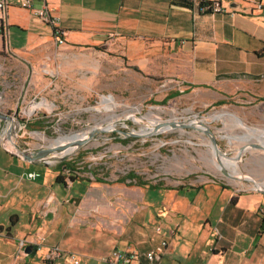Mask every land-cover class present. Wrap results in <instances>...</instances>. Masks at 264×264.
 Segmentation results:
<instances>
[{
    "label": "crops",
    "instance_id": "0c3cea01",
    "mask_svg": "<svg viewBox=\"0 0 264 264\" xmlns=\"http://www.w3.org/2000/svg\"><path fill=\"white\" fill-rule=\"evenodd\" d=\"M5 1L0 70L24 74L19 92L7 89L18 93L16 101L87 99L99 82L128 85L132 72L143 79L139 85L157 86L152 94L167 91L160 87L167 80L205 106L264 98V10L251 11L250 0H221L224 12L204 14L202 0H45L56 26L20 0ZM58 166L0 152V256L12 264H72L71 253L79 264H111L104 259L115 250L142 258L163 240L164 264H264L263 188L209 175L129 184L69 176ZM23 238L38 240L39 249L18 260ZM50 246L64 254L45 263Z\"/></svg>",
    "mask_w": 264,
    "mask_h": 264
},
{
    "label": "rangeland",
    "instance_id": "374dc122",
    "mask_svg": "<svg viewBox=\"0 0 264 264\" xmlns=\"http://www.w3.org/2000/svg\"><path fill=\"white\" fill-rule=\"evenodd\" d=\"M0 71V80L3 81L0 85L5 88L0 90L3 95L0 112L12 116L17 111L16 117L24 120L21 117L26 116L22 115V110L31 113L32 107L46 103L38 118L30 124L27 121V126L20 131L17 144L21 148H47L54 145L53 140L71 132L106 128L83 146L66 153L63 160L54 159L48 164L72 161L80 170L78 176L122 177L127 178L129 184H176L209 175L225 185L264 189V149L249 146L237 157L242 146L264 143V138L245 141L238 137L246 128L264 131V98L226 99L225 102L205 106L172 85L164 86L167 91L160 92L159 96L152 94L157 86L139 85L143 79L132 72L127 77L128 85L99 82L95 93L87 99L58 105L43 98L45 103H35L23 99L16 101L18 93L15 92L21 90L23 73L19 74L14 69ZM7 89L15 91L14 95H10ZM221 112L233 116L211 117ZM1 121L0 141L7 125ZM166 122L174 124L161 125ZM197 122L200 126H195ZM221 134L232 138L227 139ZM211 135L219 150L214 146ZM232 173L233 176L230 175ZM0 257H5L0 264H12L10 256Z\"/></svg>",
    "mask_w": 264,
    "mask_h": 264
},
{
    "label": "built area",
    "instance_id": "2783aa9c",
    "mask_svg": "<svg viewBox=\"0 0 264 264\" xmlns=\"http://www.w3.org/2000/svg\"><path fill=\"white\" fill-rule=\"evenodd\" d=\"M33 1L35 0H20V6L29 8L33 10V13L36 17L41 19L43 22H46L47 24H50L52 26H56L58 22V18L54 16L46 3L45 0H37L40 1L42 4L38 7L33 6ZM253 2L254 7L251 9L253 10H264V3L260 2L259 0H250ZM6 7V1L0 0V16L3 13L4 9ZM226 10V7L223 5L221 0H202L201 3L198 6V11L200 13H218V12H224ZM55 39L62 43L64 42L63 38L61 37V33L58 31V29L55 28ZM170 81H164L161 83V86H168ZM3 95L0 94V100H2ZM35 103L41 102V100H34ZM44 104L40 106H35L31 113H28L27 111L22 110V115H25L26 117L23 118L26 123L29 122L31 119L38 117V113L45 109L43 106ZM48 111V110H46ZM45 111V112H46ZM49 112V111H48ZM20 136V135H19ZM69 176H78L80 174V170L76 167L73 170L66 169L65 170ZM35 173H31L30 176L32 178L35 177ZM264 213V210H263ZM155 229L157 231H161L162 226L160 224L156 225ZM27 242H30V247L37 251L39 247L35 248V244L38 243V240L29 241L26 238H23L20 240L18 244V250H17V258L18 260L24 259L27 256L26 252V244ZM167 247V242L163 240L161 242V245L157 248L150 249L146 251L143 254V257L140 258V256L134 252V251H125V250H115L110 256L106 257L104 260L107 263L111 264H164L162 262V254L164 253L165 249ZM213 249H215L216 244H214ZM63 249L59 246H50L47 251L44 253L43 261L45 263H52L60 258L63 257ZM69 259L72 264H79V259L75 254L71 253L69 254ZM20 264V263H19Z\"/></svg>",
    "mask_w": 264,
    "mask_h": 264
},
{
    "label": "water",
    "instance_id": "95a60500",
    "mask_svg": "<svg viewBox=\"0 0 264 264\" xmlns=\"http://www.w3.org/2000/svg\"><path fill=\"white\" fill-rule=\"evenodd\" d=\"M17 115V111H15L13 113L12 116H9L7 114H3L2 112H0V120H3L5 122H7V125L5 127L3 136L1 138L0 141V147L6 151L7 153L21 159V160H25V161H29V162H41V163H45L48 164L50 161L56 159V161L59 160H63L64 156L66 155L63 154L61 155L62 152L66 151L70 146H74L75 148L73 150H75L78 147L83 146L84 144H86L88 141H90L94 135L97 132H103L106 131V128H92L89 133L83 137V138H79L75 141H72L70 143H66V144H62V145H57L54 147H47V148H42V149H35V150H31L29 148L25 149V148H21L18 144V137H19V133L20 131L25 128L27 126V123L19 118L16 117ZM174 122H166L161 124L162 126H168V125H173ZM160 127V126H158ZM212 141L214 146L216 147L217 150V143L215 138L211 135ZM248 146H252L255 148H260V149H264V143H251L248 145H244L242 146L238 153H237V157L241 156L242 152L248 147ZM72 150V151H73ZM71 152V151H70ZM69 153V152H67ZM26 252L30 253L32 252V248L30 246L26 247Z\"/></svg>",
    "mask_w": 264,
    "mask_h": 264
},
{
    "label": "bare ground",
    "instance_id": "6f19581e",
    "mask_svg": "<svg viewBox=\"0 0 264 264\" xmlns=\"http://www.w3.org/2000/svg\"><path fill=\"white\" fill-rule=\"evenodd\" d=\"M45 103V101H44ZM34 105V104H33ZM36 105V104H35ZM34 105V106H35ZM38 105V104H37ZM31 108V106L29 107ZM33 108V107H32ZM30 109L29 112H31L33 109ZM223 116H229V117H232L233 115L232 114H229V113H226V112H221V113H215L213 115H211L212 118H219V117H223ZM239 119V118H238ZM175 120V119H173ZM156 121V120H154ZM237 124L241 125V122L239 120H237ZM202 122V121H200ZM234 122V121H233ZM235 123V122H234ZM160 124V123H159ZM169 126V125H168ZM195 126H200V123H196ZM162 127V126H161ZM166 127V126H164ZM171 127V126H170ZM238 127V126H237ZM163 128V127H162ZM85 131H82V132H79V131H74V132H71L70 134H66L65 136L59 138V139H56V140H53V143L54 145H51V147H54V146H57V145H62V144H66V143H70L72 141H75L79 138H83L85 137L89 132H85ZM223 137H226L228 139L229 138H232V136H228L227 134H221ZM239 138L245 140V141H250L252 139H257V140H262L264 138V131L263 130H260L258 128H246L245 129V132L238 136ZM251 144V143H250ZM248 145V144H247ZM249 147V146H248ZM75 147L74 146H70L66 151L62 152L61 155L67 153V152H70L74 149ZM219 152V151H218ZM217 152V153H218ZM227 158V157H226ZM218 167H221L220 165H218ZM234 171V170H233ZM236 173V172H235ZM231 176H233V173L230 174ZM237 177H240L239 175H237ZM247 180V179H246Z\"/></svg>",
    "mask_w": 264,
    "mask_h": 264
},
{
    "label": "trees",
    "instance_id": "16d2710c",
    "mask_svg": "<svg viewBox=\"0 0 264 264\" xmlns=\"http://www.w3.org/2000/svg\"><path fill=\"white\" fill-rule=\"evenodd\" d=\"M262 54L264 55V49L262 50ZM59 168L63 170H66V169L73 170L75 169V164L73 165L72 161L70 162L63 161L59 163ZM62 178L63 177L61 175H58L57 180H61Z\"/></svg>",
    "mask_w": 264,
    "mask_h": 264
}]
</instances>
